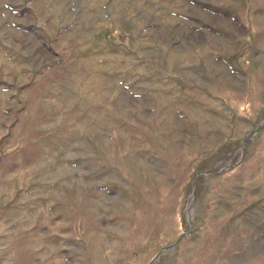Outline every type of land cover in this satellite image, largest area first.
I'll list each match as a JSON object with an SVG mask.
<instances>
[{
  "label": "rangeland",
  "instance_id": "374dc122",
  "mask_svg": "<svg viewBox=\"0 0 264 264\" xmlns=\"http://www.w3.org/2000/svg\"><path fill=\"white\" fill-rule=\"evenodd\" d=\"M0 264H264V0H0Z\"/></svg>",
  "mask_w": 264,
  "mask_h": 264
}]
</instances>
